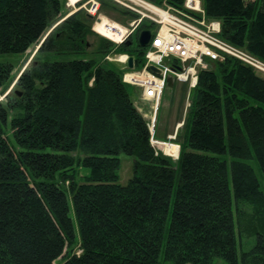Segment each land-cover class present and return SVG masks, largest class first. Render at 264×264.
<instances>
[{
  "label": "trees",
  "instance_id": "obj_1",
  "mask_svg": "<svg viewBox=\"0 0 264 264\" xmlns=\"http://www.w3.org/2000/svg\"><path fill=\"white\" fill-rule=\"evenodd\" d=\"M202 3L223 39L264 61V0ZM65 7L0 0V54L87 52L93 21L62 20ZM97 44L103 59L146 63L138 33ZM213 65L199 73L173 160L152 144L116 62L37 59L16 78L0 64V89L16 79L18 89L0 101V264H264V192L250 163L264 178V77L232 58ZM122 153L136 158L126 185ZM237 229L256 238L241 256Z\"/></svg>",
  "mask_w": 264,
  "mask_h": 264
},
{
  "label": "built area",
  "instance_id": "obj_2",
  "mask_svg": "<svg viewBox=\"0 0 264 264\" xmlns=\"http://www.w3.org/2000/svg\"><path fill=\"white\" fill-rule=\"evenodd\" d=\"M83 1L80 0L71 6L83 8L88 15L95 18L93 29L97 33L103 35L98 30L100 24H103L101 29L115 34L118 40L103 35L114 43L128 41L143 22H147L150 26L142 29L152 32L150 43L145 47L147 49L146 63L142 71L136 70L135 67L129 69L128 55L107 59L110 62H122L127 70L123 75V81L139 87L142 90V99L153 105L150 122L153 145H158V142L154 140L155 117L168 78L174 77L177 81L189 82L190 91H192L197 86L200 70L211 69L210 65L213 62H223L227 58L236 59L264 74V68L258 65L254 57L245 49L233 46L219 36L222 31L221 22L208 21L202 0H186L182 7H176L168 2H165L167 3L165 6H158L149 0H109L125 11L135 14L136 18L138 17L126 26L100 15L101 0H86L87 2L82 3ZM104 18L108 21L104 22ZM152 28L156 30L153 31ZM142 30L138 32V36ZM151 67L157 68L159 73L154 72ZM190 104L189 102L188 107Z\"/></svg>",
  "mask_w": 264,
  "mask_h": 264
},
{
  "label": "rangeland",
  "instance_id": "obj_3",
  "mask_svg": "<svg viewBox=\"0 0 264 264\" xmlns=\"http://www.w3.org/2000/svg\"><path fill=\"white\" fill-rule=\"evenodd\" d=\"M87 1L84 0L82 3H85ZM165 2H168V0H163L161 5L156 4L154 2H152V3H154L158 6H165V4H167ZM185 2H186V0H185ZM185 2H184V4H185ZM109 3H110V1H109ZM110 4L105 5V6H103V4H101L100 15H103V16L109 18L110 20H112L113 22H116V23L121 24L123 26H126L131 21L138 19V17L136 18V15L132 14V13L121 14L122 13L121 10L119 8H117L119 6L116 5L117 7L116 6L115 7L117 9H115L113 7L114 5L113 4L110 5ZM79 11H82L86 15H88L87 12L83 8L79 9V7L73 8L71 5L69 6V0H66V7L64 10V14H66V15L63 16L62 20L66 19L67 17H69V16H71V15H73ZM92 21H93L92 22V30L95 32L96 35L89 37L88 40H89L91 45L89 46L88 51L85 53H82V54H70V53L58 54V53H53V52H51V53L42 52L39 54L40 46L35 45V46L31 47L24 54H22V53H20V54H15V53H13V54H0V64L12 66V70H13L12 71V77L14 76L16 78L26 68L30 67L33 64V62L37 59H39L40 61H51V62H53V61L67 62V61H72V60H89V59H96L98 62H101L102 60L105 62H110L107 59L108 57H114V56L119 57L122 55L123 56L128 55V54H118V53H115V51H112V52H109L105 56V58L103 59V57L101 55L93 53L94 50H96V48H97V45H98L97 43H98L99 37L100 36L104 37V36L97 33L93 29L94 24H95V18L94 17H93ZM208 21H214V20H208ZM57 25L58 24H56L54 26V28ZM148 27H150V26L148 25ZM54 28H52L51 31ZM140 28H141V26L135 32V35H136V33H138L140 31ZM152 30L155 31L156 29L152 28ZM104 38H107V37H104ZM107 39H109V38H107ZM109 40L111 41V39H109ZM225 41H227V40H225ZM227 42H229V41H227ZM115 44L120 45L122 43H119V44L115 43ZM233 46H236V45L233 44ZM246 52L248 54H250L248 51H246ZM250 55L254 57L253 59L255 60V62L258 65H261L264 68V61L263 60L259 59L258 57L254 56L252 54H250ZM129 57H131V56H129ZM145 60H146V58H145ZM113 62H115V61H113ZM214 63L215 62H213L210 65V68H214V65H213ZM116 65L123 68L124 73L127 72L125 65L122 62L121 63L116 62ZM142 70H143V68L139 69V71H142ZM200 71H202V70H200ZM200 71L198 72V80H199ZM256 72L258 75L264 77V74L261 71H259V72L256 71ZM16 82H17V79L13 83L8 84L5 87L0 89V101H4L7 95L11 96V95H13L15 90H18L16 88ZM172 82H173L174 86L167 85L165 88L162 100L160 102L158 112H157L156 117H155L156 119H155L154 138L156 140H158L159 142L170 140L168 142H164L167 144H170L171 141L177 142L175 144L174 143H171V144L175 145L176 147L178 146L179 152L177 155H172L169 152H166L165 148H163V146H161L159 144L154 145V146L156 147V149L158 151L162 152L164 155L172 158L173 160H176L179 156V153H180V145L179 144L183 143V139H184V136L186 134L184 124L186 122V118L188 117V113H189L190 107L192 105V101L194 98V90L190 91L189 82H180V81H177L174 77H173ZM197 84H198V81H197ZM127 88H128V91L132 97L134 105L139 110V112L150 123L151 122V115L153 112V105L151 103L145 102L142 99V97H141L142 90L139 87L128 84ZM189 102L191 103L190 107H188ZM176 126L178 127V130L176 132H174ZM169 134H175L174 135L175 138H176V135L178 134V137L176 140H175V138L174 139H171V138L168 139L167 135H169ZM9 141L12 145H15V140H14V137L12 135L9 137ZM120 159L122 161V165H121V169L119 171V183L122 185H126L129 182V180L133 177V164H134V161L136 158H135V156L128 155L126 153H122L120 155ZM250 163L256 171V174H257V176L261 182L262 191L264 192V178H263V175H262V173L258 167V164L255 161H251ZM84 172H87V170L84 169ZM177 176H178L177 177V180H178L179 175H177ZM236 235H237L238 254L241 256V254L243 252L249 251L255 245L256 238L248 237L247 235L242 236L238 229L236 230ZM62 263H63V261L61 260V258H59L56 262H54V264H62ZM213 264H227V263L223 259L217 258L214 260Z\"/></svg>",
  "mask_w": 264,
  "mask_h": 264
},
{
  "label": "water",
  "instance_id": "obj_4",
  "mask_svg": "<svg viewBox=\"0 0 264 264\" xmlns=\"http://www.w3.org/2000/svg\"><path fill=\"white\" fill-rule=\"evenodd\" d=\"M88 17L93 19V16H91V15H88ZM151 38H152V32L150 30H142L139 33L138 44L140 45V47L145 48L150 43ZM128 67L130 69H134V67H135V59L133 57L129 58ZM151 69L154 72L159 73V70L157 68L151 67ZM172 81H173L172 78H168L167 84L171 86L172 83H173Z\"/></svg>",
  "mask_w": 264,
  "mask_h": 264
},
{
  "label": "bare ground",
  "instance_id": "obj_5",
  "mask_svg": "<svg viewBox=\"0 0 264 264\" xmlns=\"http://www.w3.org/2000/svg\"><path fill=\"white\" fill-rule=\"evenodd\" d=\"M78 1H80V0H70V5H73L74 3H76V2H78ZM92 16V15H91ZM104 22H107L108 20L106 19V18H104V20H103ZM110 23H112L111 21H110ZM112 24H114V23H112ZM103 24H100V26H99V29L98 30H100L101 32H102V34L103 35H105V36H107V37H109V38H112V39H115V40H118V38H116V36H115V34H112V33H110V32H108L107 30H103V29H101V26H102ZM118 25V24H117ZM117 27V26H116ZM159 145H161V146H163V148H165V151L166 152H169L170 154H172V155H177L178 154V152H179V150H178V146L176 147L175 145H173V144H167V143H158Z\"/></svg>",
  "mask_w": 264,
  "mask_h": 264
},
{
  "label": "crops",
  "instance_id": "obj_6",
  "mask_svg": "<svg viewBox=\"0 0 264 264\" xmlns=\"http://www.w3.org/2000/svg\"><path fill=\"white\" fill-rule=\"evenodd\" d=\"M171 86H174V84L172 83ZM177 130H178V127L176 126L174 132H176ZM174 135H175V134H169V135H167V137H168V139H170V138H171V139H174V138H175ZM157 141H158V140H157ZM158 142H159V141H158ZM160 142H162V141H160Z\"/></svg>",
  "mask_w": 264,
  "mask_h": 264
}]
</instances>
